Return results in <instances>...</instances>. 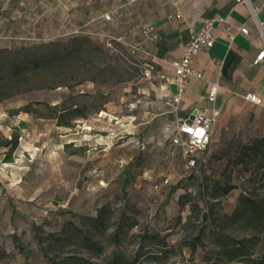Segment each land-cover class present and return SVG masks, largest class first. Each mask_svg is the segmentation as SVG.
<instances>
[{
	"label": "rangeland",
	"instance_id": "1",
	"mask_svg": "<svg viewBox=\"0 0 264 264\" xmlns=\"http://www.w3.org/2000/svg\"><path fill=\"white\" fill-rule=\"evenodd\" d=\"M98 32L59 28L55 38L0 49V131L19 136L11 154L0 148V264H54L55 256L74 254L79 264H111L117 254L126 264H156L147 253L162 250L158 239L176 249L162 264H190V249L179 250L190 214L189 206L179 207V198L190 173L178 153L171 164L164 158L173 129L169 84L161 70L148 71L150 61L131 52L135 42ZM60 118L70 126H59ZM241 152L233 162L235 173L221 175L236 189L213 201L217 189L209 188L200 201L204 210L206 202L212 204V213L205 243L192 257L197 264L225 263L212 241L213 227L231 241L251 233L244 223L249 208L238 197L264 199V153ZM150 165H157L153 173L161 182L169 175L168 185L181 189L169 198L161 189L140 190L136 178ZM126 171L130 180L120 182ZM198 183L192 178L190 189L197 190ZM106 204L113 226L99 233L88 219ZM136 224L147 228L149 237L137 234ZM118 230L120 243L113 240ZM14 236L27 247V256ZM60 236H73L72 242ZM87 240L104 246V252L89 251ZM254 249L262 252L264 245Z\"/></svg>",
	"mask_w": 264,
	"mask_h": 264
},
{
	"label": "crops",
	"instance_id": "2",
	"mask_svg": "<svg viewBox=\"0 0 264 264\" xmlns=\"http://www.w3.org/2000/svg\"><path fill=\"white\" fill-rule=\"evenodd\" d=\"M251 2L260 8L258 17L264 23V0ZM178 12L182 18L175 17ZM107 13L109 20L104 18ZM220 18L228 24H220ZM206 20L214 22L215 44L195 56L194 66L203 78L188 80L169 122L174 128L178 118H186L195 110L215 114L211 142L203 153L208 164L200 169L217 176L227 158H236L249 145L264 141V62L253 65L260 49V31L245 4L237 0H0V49L21 41L55 38L59 28L85 33L94 30L102 32L101 36L116 35L114 38L141 43L140 54L162 75L171 76L172 62L184 56L191 33L200 31ZM241 26H246L249 33L242 34ZM150 27L155 29L156 39L146 38L145 31ZM213 83H218L219 90L211 102ZM175 91V85L169 84L170 101ZM250 94L260 103L250 100ZM156 167L144 168V175L136 178L140 190L161 182L157 178L160 175L153 173ZM167 207L161 208L163 215L168 214Z\"/></svg>",
	"mask_w": 264,
	"mask_h": 264
},
{
	"label": "trees",
	"instance_id": "3",
	"mask_svg": "<svg viewBox=\"0 0 264 264\" xmlns=\"http://www.w3.org/2000/svg\"><path fill=\"white\" fill-rule=\"evenodd\" d=\"M155 65V64H154ZM155 68L157 66L155 65ZM57 107V106H55ZM103 110V107L97 108L96 112H100ZM26 112L30 113V110L28 108L25 110ZM62 117V116H60ZM81 117L87 118L86 114H82ZM172 117V116H171ZM59 126H70V124H66L62 122V118H60ZM24 125V124H23ZM173 130V129H172ZM172 132V131H171ZM171 134V133H170ZM170 134L167 138V148L170 144ZM19 144V136L17 134H12L10 138L5 137L1 134L0 131V148H8L10 151V154L18 147ZM254 150L255 152H263L264 153V141L263 142H254L252 145H249L242 151L244 156L248 154L249 151ZM167 152V151H166ZM144 153V152H140ZM242 153V152H240ZM166 155V154H165ZM240 154L236 157L239 158ZM236 158H227L226 166L223 169L222 172L219 174H206L203 173V170L200 169V167H205L206 163L199 162L197 164L198 170L195 171L196 168L192 170H188L185 163L186 169L189 171L188 174L190 176V182L184 184V188H186V192L182 194L179 198V204L181 209L185 208V206H189L190 208V214L188 215L185 222H183L182 230H183V237L179 244V250L182 251L183 247H187L190 249V264H197L193 260V256L197 252V250L202 247L205 243V240L207 238L206 234V227L207 224L211 223L210 214L212 213V204H208L206 202L207 209L204 210L203 207L200 205V201L203 200V197H205V194L209 188H215L217 191L213 193L212 200L218 201L219 198H221L224 195H229L232 190L236 189L235 185H232L230 182V178L224 179V177H221L222 174H233L235 173V169L237 166L233 165V162ZM241 158V157H240ZM202 167V168H203ZM207 170V169H206ZM213 175L215 177H213ZM130 173L128 171L124 172L123 178L120 179V182L126 183L130 180ZM202 177V180H201ZM192 178H198V184H197V190L194 191H188L190 188V183ZM155 186H159V189H161L165 195V197L169 198L172 194H174L178 189H181L180 185L175 186H169L168 184L164 185L163 182H159L153 185V189H155ZM126 189V188H125ZM202 197V199H200ZM243 204L244 208H249L248 215L246 216V219L244 220L245 225L252 226L251 227V233L249 236H244L238 240L231 241L224 233H217L215 228L213 227L211 229V236L213 237V243L216 245V250L221 255L219 259H222L225 261L224 264H264V251L257 252L255 251V247L259 245H264V199L261 203H255V201L246 198L244 194H241L238 197ZM168 200V199H167ZM246 204H249L246 205ZM16 210L14 209L13 214L15 215ZM111 208L108 204L104 205L96 217L89 218V222L92 225L93 229H95L99 233H105L109 231L113 224H112V215H111ZM181 224V217L178 216L177 220ZM137 227V229H136ZM133 230L137 233L142 235L144 238L149 237V230L147 228L136 224L133 227ZM158 236H155L154 239L157 240ZM73 236H67V238H63L60 236L59 240L66 239L68 243L72 242ZM113 240L116 243L121 242V234L120 230H118L116 233L113 234ZM14 241L17 244V247L19 248L20 253L23 256H27V247L24 245V243L17 237L14 236ZM157 246L162 249L161 251H155V252H148L147 257L148 260H150L153 263L162 264V262H165L168 259V255L170 252L176 250L174 247H169L163 239H158L155 243ZM86 247L89 249V251L101 255L104 252V246L99 244L98 242H93L92 240L86 241ZM44 253L47 257L48 256V248H43ZM142 255V254H141ZM140 254L137 256H141ZM57 256H55L56 258ZM54 258V264H79L80 258L77 255H71L67 258H62L61 256H58L56 259ZM124 258L121 257L119 254L115 255L113 257V260L111 264H126L123 260ZM220 260L213 262L211 264H220Z\"/></svg>",
	"mask_w": 264,
	"mask_h": 264
},
{
	"label": "built area",
	"instance_id": "4",
	"mask_svg": "<svg viewBox=\"0 0 264 264\" xmlns=\"http://www.w3.org/2000/svg\"><path fill=\"white\" fill-rule=\"evenodd\" d=\"M237 2L245 4L249 8L250 18L256 22L259 28L260 49L253 62V65H258L264 62V23L261 22L258 17L260 8L253 6L251 0H237ZM175 17L182 18L183 16L178 12ZM104 18L109 20L110 14H104ZM218 21L220 24H228L227 20L223 18H220ZM213 28L214 22L212 20H206L200 31L192 32L190 42L185 48L184 56L173 61L171 64L174 70L173 74L171 76L162 75V79H164L167 84H174L176 87V91L171 99L173 111L178 109L188 80L192 77L203 78V74L194 66V59L201 50H209L214 46L215 38L213 36ZM227 29L230 30V27L228 26ZM239 31L242 34L249 33L246 26H241ZM145 36L148 39H156L157 34L155 29L153 27L147 29L145 31ZM141 49V43L130 46V50L134 54L140 53ZM146 66L148 71L155 69V65L151 61L146 63ZM218 90V83H213L209 91V100L211 102L215 100ZM247 97L254 102L260 103V99L256 95L250 94ZM215 122V114L208 115L200 110L191 112L186 118H178L177 124L170 134V144L164 157L165 160L171 164L176 158L177 153H180L188 170L196 168L199 162L206 163L207 158L203 153L208 149L211 142V132ZM170 179L169 175H165L163 184H169ZM155 189H159V186H155Z\"/></svg>",
	"mask_w": 264,
	"mask_h": 264
}]
</instances>
